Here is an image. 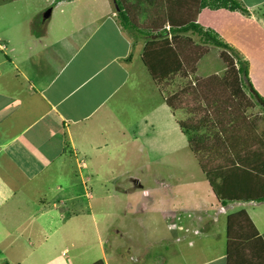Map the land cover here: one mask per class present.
<instances>
[{"label":"crops","instance_id":"1","mask_svg":"<svg viewBox=\"0 0 264 264\" xmlns=\"http://www.w3.org/2000/svg\"><path fill=\"white\" fill-rule=\"evenodd\" d=\"M21 1L33 2H13ZM43 1L46 4L35 0L33 18L48 9L51 13L40 27L42 33L31 32L34 36L22 16L27 13L24 6H0V239L11 240L1 264L237 262L242 253L228 252L227 215L222 230L207 226L208 232L196 230L194 237L183 235V240L164 227L148 231L155 201L148 199L147 191L123 202L117 196L121 176L113 174L115 167L108 171L115 178L99 180L107 173V141L121 137L122 118L134 105L126 102L141 89L134 86L143 83L138 76L146 73L140 71L138 45L147 42L135 41L119 25L111 0ZM239 1L249 14L205 9L195 20L203 18L199 23L230 46L244 34L259 37L264 47V0ZM262 53H244L252 69L253 57L260 60L255 66L260 73ZM251 80L264 98V88ZM253 148L260 150L261 142ZM245 204L248 209L243 211L253 224L249 207L264 203ZM245 204L220 207L209 224ZM183 233L188 234L187 226ZM258 235L264 243V235ZM22 238L26 245L16 243ZM157 249L163 257L152 260Z\"/></svg>","mask_w":264,"mask_h":264},{"label":"rangeland","instance_id":"2","mask_svg":"<svg viewBox=\"0 0 264 264\" xmlns=\"http://www.w3.org/2000/svg\"><path fill=\"white\" fill-rule=\"evenodd\" d=\"M37 1L41 5L46 4L43 0ZM154 1V7L149 12L153 17L139 15L141 8L138 9L133 0H128L125 7L128 17L137 28L151 30L155 34L164 27L166 34L163 33L162 38L169 41L170 47V52L165 53L168 60L164 71L167 74L161 72L154 76L150 73L143 64L142 54L146 45H138L142 66L140 71L144 69L146 73L138 76L143 83L134 85L141 88L139 94L131 95L126 102L127 106L134 105L125 111L127 114L122 118L124 134L112 137L115 141H107L104 158L107 173L100 174L99 180L115 178L113 174L120 175L117 196L120 195L123 202L127 198L137 199L143 190L147 191L148 199L155 201L154 218L149 221L151 227L146 229L148 231L156 232L164 227L165 230L169 229L171 235L183 240V235L194 237L191 233L196 230L208 232L207 226L222 230V219L227 215L228 251L236 252L237 255L242 253L234 264H264V243L258 235V232L264 235V205L249 207L258 232L250 221L251 217L249 219L243 211L247 212L246 204L244 208L238 205L224 216H218L217 224H209L222 207L214 188L222 183L225 176L247 174L251 186L258 187L256 194L264 196V106L239 78L236 57L231 52L200 44L198 38L190 33L174 37L169 34L166 26L168 22H187L196 17L199 0ZM7 4L25 7L27 13L22 16L28 19V34L33 35L32 31L42 33L40 27L43 28L44 13L33 18L35 0L32 3L0 2V6ZM263 11L260 14L264 15ZM199 22H203V18ZM126 32L135 41L141 40L143 45L144 39L146 42L150 39ZM246 36H237L233 45L235 47L232 48L247 64L249 81L252 77L257 88L262 89L264 71L260 73L255 68L260 60L253 57L252 69L244 53L256 50L260 54L263 52L264 56L263 43L259 37L248 39ZM153 37L159 41L157 49L165 48L163 41L157 39L160 36ZM256 93L261 97L259 91ZM117 98L122 99L121 96ZM112 105L114 108V101ZM128 115L130 119H126ZM257 132L263 135L257 137ZM260 142L262 148L254 149V144ZM257 156L262 158L259 157L255 162ZM111 167H115L113 172L116 173L108 172ZM94 213L98 214L97 211ZM198 219H203L200 222L202 227L196 221ZM186 226L188 234L183 233ZM201 228L204 230L199 231ZM19 240L26 245L25 238L17 239L16 243ZM10 241L7 239L2 242L0 239V257L2 253L5 256L4 250ZM152 254V260L163 257L159 249L152 250Z\"/></svg>","mask_w":264,"mask_h":264},{"label":"trees","instance_id":"3","mask_svg":"<svg viewBox=\"0 0 264 264\" xmlns=\"http://www.w3.org/2000/svg\"><path fill=\"white\" fill-rule=\"evenodd\" d=\"M17 0H0L2 3L13 2ZM61 0H56V2ZM128 0H111L115 11H116V19L118 20L119 25L126 31L136 33L141 36L150 37L147 41L144 52L142 56L144 57L143 64L145 68L152 73L154 76L157 73L165 72L167 58L165 53L169 51V41L162 38L166 34L164 27L156 31V33H152L154 31L151 30H142L137 28L127 14V9L125 5ZM136 6L140 9V14H144L145 17H153L149 12H151L154 7V0H133ZM199 9L200 10H210V11H218V10H226L229 12H239L243 14H249V11L242 5L239 0H199ZM150 9V10H149ZM264 19V15L261 16ZM169 34L172 36L186 35L190 33L191 35L198 38V42L203 45L212 46L217 49H221L223 51H229L236 57V65H237V74L241 81L246 84V87L255 95L258 102L264 106V99L260 97L256 91L253 89L250 84L248 77V67L245 61L239 58L238 53L226 42H224L219 35L209 28H205L198 24L193 18L187 22H168L167 25ZM37 34V33H36ZM39 35V34H37ZM157 36L163 42V46L165 48L157 49L159 41L153 39V36ZM166 50V51H165ZM174 55V52H171ZM238 57V58H237ZM146 70V71H147ZM151 74V76H153ZM167 73L165 72L164 75ZM153 76V77H154ZM222 183L217 185L214 189L216 191V197L218 202H220L222 207H226L228 204H245V203H264V196H258L256 191L258 189L257 186H251L250 177L245 175H235L229 174L224 177L221 181ZM224 201H228L225 203ZM227 223V222H226ZM228 228V227H227ZM227 231V230H226ZM228 237V236H227ZM229 240V237H228ZM229 252V251H228Z\"/></svg>","mask_w":264,"mask_h":264},{"label":"water","instance_id":"4","mask_svg":"<svg viewBox=\"0 0 264 264\" xmlns=\"http://www.w3.org/2000/svg\"><path fill=\"white\" fill-rule=\"evenodd\" d=\"M51 10L48 9L47 11L44 12L43 14V19H47L50 16Z\"/></svg>","mask_w":264,"mask_h":264}]
</instances>
